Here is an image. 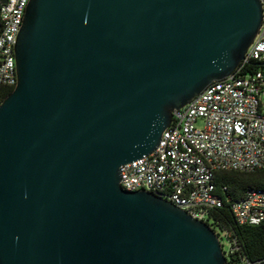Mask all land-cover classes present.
<instances>
[{
    "label": "water",
    "instance_id": "95a60500",
    "mask_svg": "<svg viewBox=\"0 0 264 264\" xmlns=\"http://www.w3.org/2000/svg\"><path fill=\"white\" fill-rule=\"evenodd\" d=\"M263 19L261 0H31L0 104V264H227L209 225L120 169L235 72Z\"/></svg>",
    "mask_w": 264,
    "mask_h": 264
},
{
    "label": "built area",
    "instance_id": "2783aa9c",
    "mask_svg": "<svg viewBox=\"0 0 264 264\" xmlns=\"http://www.w3.org/2000/svg\"><path fill=\"white\" fill-rule=\"evenodd\" d=\"M30 1L0 6V89L17 84L15 45ZM252 62L264 64V19L235 72L176 111L151 155L121 167L122 188L157 194L212 228V211L223 207L215 174L264 171V71L244 74ZM233 213L240 225L262 224L264 191L249 193ZM216 234L221 242L227 239L226 233Z\"/></svg>",
    "mask_w": 264,
    "mask_h": 264
},
{
    "label": "trees",
    "instance_id": "16d2710c",
    "mask_svg": "<svg viewBox=\"0 0 264 264\" xmlns=\"http://www.w3.org/2000/svg\"><path fill=\"white\" fill-rule=\"evenodd\" d=\"M264 71V64L252 62L244 74ZM14 88L0 89V104ZM214 183L223 207L212 211L211 225L216 233H226L232 250L225 251L227 264H260L264 262V222L258 226L240 225L233 213V205L245 199L249 193L264 191V171H220Z\"/></svg>",
    "mask_w": 264,
    "mask_h": 264
},
{
    "label": "rangeland",
    "instance_id": "374dc122",
    "mask_svg": "<svg viewBox=\"0 0 264 264\" xmlns=\"http://www.w3.org/2000/svg\"><path fill=\"white\" fill-rule=\"evenodd\" d=\"M222 244H224V249H225V251H228L229 250V244H228V240L227 239H224L223 240V242H222Z\"/></svg>",
    "mask_w": 264,
    "mask_h": 264
}]
</instances>
